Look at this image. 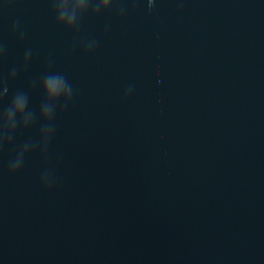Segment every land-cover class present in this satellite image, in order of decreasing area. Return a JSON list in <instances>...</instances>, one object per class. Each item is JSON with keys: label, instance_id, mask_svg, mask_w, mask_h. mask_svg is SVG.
Instances as JSON below:
<instances>
[{"label": "water", "instance_id": "95a60500", "mask_svg": "<svg viewBox=\"0 0 264 264\" xmlns=\"http://www.w3.org/2000/svg\"><path fill=\"white\" fill-rule=\"evenodd\" d=\"M264 16V0H0V100L111 73Z\"/></svg>", "mask_w": 264, "mask_h": 264}]
</instances>
